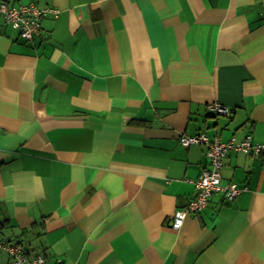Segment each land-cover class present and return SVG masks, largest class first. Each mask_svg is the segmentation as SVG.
<instances>
[{
  "label": "crops",
  "instance_id": "obj_1",
  "mask_svg": "<svg viewBox=\"0 0 264 264\" xmlns=\"http://www.w3.org/2000/svg\"><path fill=\"white\" fill-rule=\"evenodd\" d=\"M5 1L57 12L0 13V264H264V154L172 225L210 166L180 136L264 143V0Z\"/></svg>",
  "mask_w": 264,
  "mask_h": 264
},
{
  "label": "built area",
  "instance_id": "obj_2",
  "mask_svg": "<svg viewBox=\"0 0 264 264\" xmlns=\"http://www.w3.org/2000/svg\"><path fill=\"white\" fill-rule=\"evenodd\" d=\"M56 12L57 10L54 8H38L32 4L10 6L7 1L0 0V13L6 22L16 28L19 31V35L26 40H31L38 32L40 26L39 19L42 15L46 13L56 14ZM210 107L215 108L218 113L228 114L227 108L219 103H214ZM180 141L183 145L194 143L205 145L210 166L203 169L195 180V195L184 210H179L175 213L172 220L173 227H179L183 217L187 213H195L205 208L208 199L214 192L221 190L224 193V197L227 200H231L243 190V187L238 186L234 182H229L225 185L221 184L220 170L223 164V157L228 152L264 154V143H252L250 136L239 141L234 138L221 141L217 136L209 137L206 133H199L180 136ZM3 248L11 255L10 264L46 263V259L42 254L35 255L32 259L28 260L18 246L3 245Z\"/></svg>",
  "mask_w": 264,
  "mask_h": 264
},
{
  "label": "trees",
  "instance_id": "obj_3",
  "mask_svg": "<svg viewBox=\"0 0 264 264\" xmlns=\"http://www.w3.org/2000/svg\"><path fill=\"white\" fill-rule=\"evenodd\" d=\"M10 244V243H9ZM11 246L14 245V244H10Z\"/></svg>",
  "mask_w": 264,
  "mask_h": 264
}]
</instances>
